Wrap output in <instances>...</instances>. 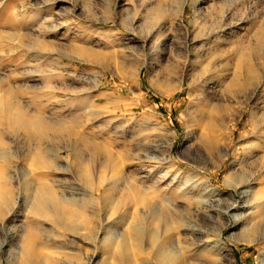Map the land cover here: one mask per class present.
Masks as SVG:
<instances>
[{"label": "rangeland", "instance_id": "rangeland-1", "mask_svg": "<svg viewBox=\"0 0 264 264\" xmlns=\"http://www.w3.org/2000/svg\"><path fill=\"white\" fill-rule=\"evenodd\" d=\"M46 1L0 0V74L10 79L11 94L30 113H42L64 123L67 121L66 125L87 137L88 144L81 142L78 136L79 141L77 134L70 136L72 139H48L42 156H46L44 160L51 164L40 165L35 162V141L29 140L26 132L3 129L5 140L4 145L0 143V193L3 194L7 189L5 187L10 185L15 193L27 198L44 184L50 192L48 214L53 219V216L58 217L56 206L60 198L66 196V190L71 187L79 190L81 195L71 204L78 211V225L83 226H79L78 230L82 241L73 244L71 236L74 233L66 215H62L61 224L54 225L40 218L28 205H25V211L22 208L20 211L13 203L14 212L22 213L20 218L9 211L11 206L9 209L0 207V244L8 237L6 231L15 229L11 248L0 250L2 264H90L92 256L97 257L95 264H140L142 259L145 264H171V261L174 263L187 253V249H180L181 252L173 255L172 246L187 239L190 245L197 244L188 246V250L194 253L193 264L264 263V150H260L258 157L248 161L245 167V163L240 162L244 160L242 147L246 142L254 141L253 138L264 140V130L256 134L255 129L264 122V100L258 102L263 88L248 96L246 102L243 101L233 80L236 66L225 73V83L222 84L219 79L221 84H216L218 76L202 71L201 56L204 53L199 48L202 37L217 28L223 29L226 37L223 46L227 51H230L227 43L250 39L248 43L253 44L250 33L252 30L259 32L258 27L264 25V0H186L183 25L192 33L195 23L198 38L194 40L193 35L185 37L178 27L179 19L168 16L167 11L164 21L170 23V30L154 38L153 42L158 40L160 45L156 54L151 53L149 46L142 49L143 37L135 22L142 16L141 31L147 34L155 26V14L168 10L170 0H148L146 8V0H68L56 3L55 14L71 11L77 4L82 11L59 21L70 28L52 35L56 30L54 27L59 25L55 23V16L51 17L42 10ZM222 9L231 14L230 18L222 21ZM35 10L39 11L37 16ZM20 11L27 22L23 26L24 33L20 28L22 19L16 17ZM37 24H41L43 30L51 35L47 44L52 46H40L39 50L36 44L22 41L23 34ZM182 43L187 47L188 54L183 53ZM24 44H31L32 47L22 46ZM57 60L64 64L59 66L60 70L54 69ZM51 69L56 72L52 78L48 74L53 71ZM204 99L209 100L212 108L217 110L204 108ZM200 110L211 116L228 118V123L216 130L219 132L216 135H220V145L219 154L214 156H210L200 141L210 136L213 130L210 124L197 123L192 128L189 122ZM253 111L256 112L254 117ZM191 129L199 140L193 149L184 143ZM91 147L99 150L96 152ZM164 156L171 162L166 163ZM234 166L241 168L238 170L237 167V171H251L255 183L254 193L247 200L252 207L249 213L244 214L247 219L244 227H236L233 214L228 218L219 210H211V213L210 209L215 208L205 209L212 201L201 189L196 192L185 189V184L197 186L202 178L217 192H222L224 204L241 205L244 200L237 190L224 184L225 175ZM195 175L199 179H195ZM10 176H16L13 184L8 181ZM192 177L200 180L198 184ZM257 180H261L259 185ZM156 207L162 208H159L163 212L161 215L154 212ZM174 210L179 212V216L175 212L173 222L172 219L168 221L167 212L173 213ZM88 219L90 224L86 223ZM187 226L197 230V233L203 232L201 235L187 234L183 231ZM139 228L144 229L149 238L140 241L137 238ZM221 230L222 237L219 238L216 234ZM38 232V239L31 240L30 235ZM163 248L168 249L163 257L170 258L169 261L158 260L155 254Z\"/></svg>", "mask_w": 264, "mask_h": 264}, {"label": "bare ground", "instance_id": "bare-ground-1", "mask_svg": "<svg viewBox=\"0 0 264 264\" xmlns=\"http://www.w3.org/2000/svg\"><path fill=\"white\" fill-rule=\"evenodd\" d=\"M68 0H56V1H50V0H47L44 4V6L42 7V10L44 9L47 14L51 17L55 16L56 18L54 19L55 20V23L57 25H59L58 27H54V29H56L55 31H53L51 33L54 34V33H57L59 32L60 30L64 29V28H70L69 25H66L64 23H58L59 21H63L64 19L66 20L67 18H70V17H74L78 12L82 11V9L79 8V6H75L71 11L70 10H64L65 12L64 13H59V14H55L54 12V6L56 3L60 4V3H65L67 2ZM74 1V0H73ZM71 1V2H73ZM188 1V0H187ZM77 1H75L76 3ZM149 1L146 0V4H145V8L148 6L147 3ZM203 2V1H202ZM48 3H50V5H47ZM69 3V2H68ZM67 3V4H68ZM226 3V2H225ZM70 5V4H69ZM186 5V0H170V3L168 5V10H160L159 12H157L155 14V17H154V20L153 21H156L155 26L154 28H151L150 31L146 33H143V25H141V21H142V16L141 18L139 19H136V25L137 28L139 30V33H140V36L143 37V43H142V49H144V47L146 46H149L150 47V50H151V53L152 54H156L158 48L160 47L159 45V42L157 41H154V38L158 35V34H161L162 32L163 33H166L168 32L170 29H168L170 23H166L164 20H165V16H166V12L168 11V16H171L172 17L174 16L175 18H178L177 21H178V27L185 33V37H188V36H192L193 35V38L194 40H196L198 38V36H196V31H198V29L196 28V24L194 23L193 24V32L191 33L189 28H185L184 25H183V19H182V14H183V11H184V7ZM201 5V4H200ZM225 5V4H223ZM228 5V4H227ZM217 6V4H216ZM81 7V6H80ZM194 7V6H193ZM212 7V6H211ZM83 8V7H82ZM217 9L219 7H216ZM71 9V8H70ZM90 9V8H89ZM216 9V11H217ZM221 9V7L219 8ZM228 9V8H227ZM84 10V9H83ZM148 10V9H147ZM146 10V11H147ZM150 10V9H149ZM153 10V9H152ZM224 9H222L221 11L223 12ZM41 11V10H40ZM145 11V12H146ZM219 10V14L221 12ZM38 10H35V16H37L38 14ZM90 12V11H89ZM148 12V11H147ZM217 13V12H215ZM32 14V13H31ZM55 14V15H54ZM218 14V13H217ZM226 14V15H225ZM87 15V14H86ZM146 15V14H145ZM224 15V16H223ZM223 18H222V21L224 19H228L230 18L231 14L230 13H227V12H223ZM237 16V14H235ZM147 16V15H146ZM16 17L18 18H21L22 22H21V30L23 32V26L26 25L27 22H25V16L23 15L22 11H20ZM140 17V16H139ZM217 17V16H216ZM219 18H220V15H219ZM246 18V17H245ZM248 18V17H247ZM169 19V18H168ZM221 19V18H220ZM219 19V21H220ZM232 19H233V16H232ZM175 20V19H174ZM217 20V19H216ZM231 20V19H230ZM245 20V19H244ZM73 21V20H72ZM171 22V24L173 23V20H169ZM218 21V20H217ZM241 21V20H240ZM248 21H251V20H248ZM247 21V22H248ZM253 21V20H252ZM67 22V21H66ZM197 22V21H196ZM228 22V20H227ZM193 23V22H192ZM225 23V22H224ZM223 23V24H224ZM217 24V23H216ZM222 24V25H223ZM192 25V24H191ZM241 25V24H240ZM172 26V25H171ZM199 27V26H198ZM234 27V26H233ZM242 27V26H241ZM244 28V27H243ZM25 29V28H24ZM215 29V28H214ZM218 30L214 31V32H211L210 34L208 35H205L202 37V39L200 40V43H201V52H203V57L202 60L203 62H201V66L203 68L202 71L206 70L205 72H208V75L209 73H211L212 75H214V77H217L218 76V82L216 84H221V80H222V84L225 83V80H226V74L229 70H231L232 66L234 68V66H236V69L234 71L233 74V80L235 82V85L237 86L238 88V93L239 94H242V100L245 101L248 96L250 95H254L255 92H257V90L260 88H263L262 90V93L258 100V102L260 100H264V25L262 26V28L259 26L257 30H259V32L255 31V30H252V32L250 33L251 34V37L254 39L253 41V44H249L250 43V39L246 41H235L233 43H227L228 45H230V51L226 49V46H223V39L225 40V34L222 30H220L221 28H217ZM27 32H28V29L26 28ZM25 30V32H26ZM142 30V31H141ZM130 31V30H129ZM21 32V33H22ZM24 33V32H23ZM22 33V34H23ZM137 33V31H136ZM27 40H25V37L24 39L22 40L24 43H32V44H36L37 46H39V50L41 49V47H47V46H52L47 44V41H48V38H50L51 35L48 34V32L44 31L41 24H37L35 25L34 27H32L31 29H29V32L26 33V34H23ZM250 36V35H249ZM248 36V37H249ZM23 38V37H22ZM65 38V37H64ZM33 41V42H32ZM252 41V40H251ZM249 42V43H248ZM167 42H164L163 44H165ZM27 45L29 48L32 47L31 44H24L22 46H25ZM35 46V45H34ZM33 46V47H34ZM36 46V47H37ZM48 47V48H49ZM229 47V46H228ZM47 49V48H46ZM141 49V50H142ZM181 49L183 51L184 54H188V49L187 47L184 45V43L181 44ZM190 50V49H189ZM144 51V50H143ZM198 51V50H196ZM13 52V51H12ZM200 53V52H199ZM13 54V53H12ZM177 54V53H176ZM87 55V54H86ZM81 56V55H80ZM83 56V55H82ZM85 56V55H84ZM93 56V55H92ZM184 56V55H183ZM91 57V56H90ZM190 57V56H189ZM198 57V56H197ZM84 58V57H83ZM181 58V56H180ZM183 58V57H182ZM185 58H187V56H185ZM189 60V59H188ZM199 60V59H198ZM201 60V59H200ZM201 60V61H202ZM30 61V60H29ZM104 61V60H103ZM57 63V66L54 68L56 70H60L59 69V66L61 67L62 65V62L61 61H56ZM179 62V61H178ZM181 62V61H180ZM44 64V63H43ZM183 64V63H182ZM38 65V64H37ZM46 65V64H45ZM121 65V64H120ZM186 65V64H185ZM184 67V66H183ZM41 69V68H40ZM54 69H51L53 71H50L48 74L49 76L52 78V76H54V74L56 75V72ZM116 69V68H115ZM173 69V68H172ZM180 70V69H179ZM139 72V71H138ZM203 74V73H202ZM183 76V75H182ZM209 77V76H208ZM212 77V76H211ZM226 77V78H225ZM207 79V78H206ZM220 79V81H219ZM137 80L139 81V78H137ZM136 80V81H137ZM201 83V82H200ZM214 84V85H216ZM11 81L10 79H8L7 77L3 76L2 74H0V127H5V128H0V143H3L5 138H3V132L2 130L5 129V131L11 129V130H14L15 133L19 132V131H23V132H26V136L29 138V140L31 141H35V146L33 148V150H35L36 152V160L35 162H37L38 164L40 165H47L49 164L48 160V164L47 162L44 160V159H47L46 156H42V152H43V146H44V143L45 141H47L48 139H50L49 141H53L54 139L56 138H67V137H70L72 135H75L77 134V139H78V136L81 140V142L83 143H87L88 144V139L87 137H84V135H80L78 134V131H75L73 129V127H71L70 125H66V123H64V121H58V120H52L51 118L47 117V115L45 114H42V113H30V111H28L26 109V107H24L19 101L16 100V98H14V96L11 94ZM204 85V84H203ZM166 86V85H165ZM232 86V85H231ZM229 87H230V84H229ZM21 88V87H20ZM171 88V87H170ZM166 89V88H165ZM195 90V87L192 88V91ZM236 94V93H235ZM237 95V94H236ZM237 98H238V95H237ZM239 99V98H238ZM250 99V98H249ZM251 100V99H250ZM239 101V100H238ZM241 101V100H240ZM85 102V101H84ZM246 102V101H245ZM203 105L205 106L204 108H208V109H213V110H217L216 108H212V104L209 100H206L204 99V101H202ZM262 104V103H261ZM240 105V104H239ZM242 105V104H241ZM216 106V105H214ZM218 106V105H217ZM220 106V105H219ZM223 106V105H222ZM221 109V107H220ZM219 109V110H220ZM224 110V108H222ZM221 109V110H222ZM226 111V110H225ZM208 113V112H207ZM206 112L204 111H199L197 114H195V116L189 120L192 128L194 126V124H197L199 123L200 125L203 124V123H207L210 124V126L212 127V131L210 132V136L206 139L204 138L203 139H200V141L202 142V144L206 147L207 151L209 152L210 156H214L216 154H219V145H220V135H216V133H219L217 132L216 130L219 129L220 127L223 128V126L228 123V118H224L220 115L219 116H211V114H207ZM218 113V112H217ZM223 114V113H222ZM236 115V113H234ZM264 114V113H263ZM218 115V114H217ZM224 115V114H223ZM234 115V116H235ZM256 115V112L253 111L252 113V116L254 117ZM224 116H227L224 115ZM231 116V115H230ZM229 116V117H230ZM228 117V116H227ZM236 117V116H235ZM230 120V119H229ZM231 121V120H230ZM231 124V123H230ZM205 125V124H204ZM261 125V124H260ZM231 126V125H230ZM227 127V126H226ZM76 128V127H75ZM209 128V126H208ZM229 129V128H228ZM257 133L258 132H261L262 130H264V122H263V125L259 126L258 125L255 127ZM209 130V129H208ZM13 133V132H12ZM255 134V135H256ZM175 135V134H174ZM208 135V134H207ZM264 135V134H263ZM76 136V135H75ZM219 136V137H218ZM5 137V136H4ZM203 136H201L200 138H202ZM206 137V136H205ZM223 137V136H222ZM70 139H72L70 137ZM74 139V138H73ZM76 139V140H77ZM255 139L254 141H249V142H246L245 145H243V151H244V160L246 159V161L244 160H241L240 162L243 161V163H245V165H243L244 167L246 166V163L248 161H250L251 159L255 158L258 154V152L260 150H264V140L263 138H253ZM75 140V141H76ZM79 140V139H78ZM79 140V141H80ZM198 140V137L196 136L195 138V132L193 131V129H191V133L189 135H186L185 138H184V143H186L187 145H189L192 149L194 146H196V141ZM240 140V139H239ZM92 141V140H91ZM199 141V140H198ZM242 141V140H241ZM60 142V141H58ZM78 142V141H77ZM56 143V142H55ZM63 143V142H62ZM71 143V142H70ZM91 143V142H90ZM93 143V142H92ZM198 144V143H197ZM201 144V143H200ZM4 145V143L2 144ZM80 145V144H79ZM85 145V144H84ZM93 145V144H92ZM97 145V144H96ZM171 145V144H170ZM6 146V145H5ZM58 146V145H57ZM56 146V147H57ZM77 146V145H76ZM81 146V145H80ZM99 147H101L100 145H98ZM198 146V145H197ZM70 147V146H69ZM79 147V146H78ZM90 147V146H88ZM6 148V147H5ZM4 148V149H5ZM71 148V147H70ZM87 148V147H86ZM86 148L84 150H86ZM91 148H95L94 150L96 151L97 150V147H91ZM241 148V147H240ZM241 148V149H242ZM72 149V148H71ZM88 149V148H87ZM103 148H101L102 150ZM99 150V148H98ZM97 150V151H98ZM101 150H100V154H101ZM227 150V149H226ZM77 151H79L77 149ZM76 151V152H77ZM92 151V150H91ZM96 151V152H97ZM229 151V149L227 150ZM226 151V152H227ZM84 152V151H83ZM30 153V152H29ZM87 154H89L88 152H86ZM91 153V152H90ZM98 153V154H99ZM107 153V152H106ZM105 153V154H106ZM222 153V152H221ZM18 154V153H16ZM31 154V153H30ZM78 154V153H77ZM84 153V155H87ZM93 154V153H92ZM95 154V153H94ZM97 154V153H96ZM102 154H103V151H102ZM2 155V154H1ZM0 155V156H1ZM15 155V154H14ZM21 155V154H20ZM33 155V153H32ZM75 155V154H74ZM80 155V153H79ZM167 154H165L166 156ZM224 155V154H223ZM227 155V154H225ZM6 157V155H4ZM9 156V155H8ZM34 156V155H33ZM71 156V155H70ZM77 156V155H76ZM106 156L110 157L109 155L106 154ZM164 156L163 160L166 161V163H170L171 160L170 159H166ZM219 156V155H218ZM14 157V156H13ZM93 157V156H92ZM101 157V156H100ZM258 157V156H257ZM7 158V157H6ZM32 158V156H31ZM91 158V157H90ZM94 158V157H93ZM98 158V157H97ZM28 159V158H27ZM34 159V158H33ZM113 159V158H112ZM242 159V158H241ZM9 160V159H8ZM23 160V158H22ZM98 160V159H97ZM258 160V159H257ZM256 160V161H257ZM79 161V160H77ZM89 161V160H87ZM92 161V160H91ZM94 161V160H93ZM25 162V161H24ZM29 162V160H28ZM31 162V161H30ZM82 162V161H81ZM84 162V161H83ZM113 162V161H112ZM80 163V161L78 162ZM86 163V162H85ZM101 163V161H100ZM104 163V162H103ZM257 163V162H256ZM259 163V162H258ZM7 164V163H6ZM33 164V163H32ZM51 164V163H50ZM49 164V166H50ZM72 164V163H71ZM92 164V162H91ZM164 164V163H163ZM255 164V163H254ZM83 165V163L81 164ZM103 165V164H102ZM109 164H107L108 166ZM166 165V164H165ZM168 165V164H167ZM249 166H251L250 164H248ZM30 166V165H29ZM53 166V165H52ZM79 166V165H78ZM255 166V165H254ZM3 167V166H2ZM82 167V166H81ZM86 166H84L85 168ZM101 167V166H100ZM237 167L238 166H234V169L230 170V172H228L227 175H225V179H224V184L226 186H232L235 190H237L238 192V195L242 198L243 203L241 205H237V204H234V203H228V204H224L222 202L223 200V196L221 195L220 192H217L218 190L216 188H212L211 186L208 185L207 182H203L202 178L201 179V182L200 184L197 183V181L195 180L196 178L199 179V176L195 175V179L194 177L193 180L195 183H197L198 185L197 186H194V185H187L185 184V189H187V191L189 190L190 192H194L195 190H202L201 192H203V194H206L208 195L210 198H211V203L209 205V207H205L206 208H215V209H210V211H221V213L228 217L229 218V215L233 214V220L236 224V227H244L245 225H247V219L245 220V216L244 214H246V212L249 210L250 207H252L251 205L249 206V203H247V200H249V197H251L252 195V190L253 189V186H255V183L254 181L252 180L251 178V171H248L246 169H242L241 171H237ZM241 167V166H240ZM243 167V168H244ZM45 168V166H44ZM51 168V167H50ZM49 168V169H50ZM112 168V167H111ZM247 168H249L247 166ZM253 168V167H252ZM21 169V168H20ZM52 169V168H51ZM57 169V168H56ZM101 169H103L101 167ZM109 169V168H107ZM241 169L238 167V170ZM90 170V168H89ZM207 170V169H206ZM256 170V169H255ZM85 171V170H84ZM87 171V170H86ZM237 171V172H235ZM63 172V171H62ZM77 172H78V169H77ZM80 172H81V169H80ZM89 172V171H88ZM94 172V171H91V173ZM251 172V173H250ZM258 172V171H257ZM66 173V172H65ZM83 173V171H82ZM213 173V172H212ZM85 174V172H84ZM256 174V173H255ZM259 174V173H258ZM263 174V173H262ZM261 174V175H262ZM26 175V174H25ZM65 175V174H63ZM183 175V174H182ZM194 175V174H193ZM192 175V176H193ZM257 175V174H256ZM260 175V176H261ZM166 176V175H165ZM168 176V175H167ZM253 176V175H252ZM16 177V176H15ZM13 177V176H10L8 180L10 183H12L13 180H15L16 178ZM86 178V176H85ZM88 178V176H87ZM86 178V179H87ZM104 178V177H103ZM191 178V179H192ZM257 178V177H256ZM255 178V179H256ZM254 179V180H255ZM258 179V178H257ZM67 180V179H66ZM89 180V178H88ZM91 180V179H90ZM56 182L58 180H55ZM60 181V180H59ZM58 181V182H59ZM87 181V180H86ZM200 181V180H199ZM198 181V182H199ZM258 181V180H257ZM261 181V180H260ZM258 181V185H259V182ZM20 182V181H19ZM175 182V181H174ZM264 182V181H262ZM8 182H5V184H7ZM9 183V184H10ZM55 183V182H54ZM257 183H256V186H257ZM4 184V183H3ZM4 184V185H5ZM13 184V183H12ZM91 184V183H90ZM93 184V183H92ZM131 184V183H130ZM3 185V187H4ZM19 185V184H18ZM132 185V184H131ZM208 185V186H207ZM13 186V185H12ZM17 186V184H16ZM130 186V185H129ZM71 187V185H70ZM210 187V188H209ZM5 188L6 191L4 190ZM3 190L5 191L3 194L0 193V207L2 208H8L9 206L13 205V203H15L16 206H18L17 208L20 209L21 211V208L22 210H24L25 208V205H28L30 208L34 209L36 211V214L40 217V218H43L44 220H47L49 222H52L55 224H58L59 221H61V217H63L62 215H66V217L68 218H64L65 220H69L70 221V225L72 226V232L74 233L72 237L73 239V244L77 241H82L81 238H80V232H78L79 230V226L81 225H78V222H77V217H78V211L74 208V205L71 204V202H75L76 199H78L81 194L72 189L69 188V189H65L66 190V196L64 197H61L60 200H59V204L56 206V214L58 217H55L53 216V219L49 216L48 212H49V208H50V197H49V194L50 192L48 193L47 192V187L43 184L40 188H38V190H34L36 191L34 194H32L30 197H27L25 198V196H22L15 193L14 189H11L13 187L10 188V185L8 187V185L5 187ZM27 188V187H26ZM15 190H17L15 188ZM65 192V191H64ZM196 192V191H195ZM254 193V192H253ZM27 195V194H26ZM53 195V194H51ZM54 197V196H53ZM52 197V198H53ZM78 197V198H76ZM15 198V199H14ZM240 198V199H241ZM14 199V200H13ZM54 199V198H53ZM246 200V201H245ZM52 201V200H51ZM87 202V200H86ZM209 202V201H208ZM53 203V202H52ZM88 204V203H87ZM197 204V203H196ZM209 204V203H208ZM66 206H69L68 207H65ZM173 205V204H172ZM200 205V203H199ZM207 205V204H205ZM174 206L176 207L177 205H175L174 203ZM14 207V206H13ZM10 208V209H9ZM9 211L10 212H14L12 206L9 207ZM55 208V207H53ZM160 208V207H159ZM157 208L154 210V212L156 213V215H161V210L162 208ZM1 209V208H0ZM52 209V207H51ZM4 210V209H3ZM55 210V209H54ZM173 210V208H172ZM178 210V209H177ZM14 212L15 213V216L16 217H21V212ZM25 211V210H24ZM53 211V210H52ZM196 211V210H195ZM209 211V210H208ZM209 211V212H210ZM211 211V213H212ZM166 212V211H164ZM172 212V211H171ZM176 212V210L173 211V213H170L169 211L167 212V217H168V221H170V219H172L171 221L173 222L174 220V213ZM181 212V211H180ZM186 212V211H185ZM203 212H207V211H203ZM202 212V213H203ZM8 213V212H7ZM21 213V214H20ZM54 213V215H55ZM249 213V211H248ZM9 214V213H8ZM153 214V213H152ZM175 214H178L179 216V212L175 213ZM217 214V213H216ZM219 214V213H218ZM51 215V214H50ZM164 215V214H163ZM162 215V216H163ZM192 215V214H191ZM204 215V214H203ZM221 215V214H220ZM24 215H22L23 217ZM165 216V215H164ZM200 216V215H198ZM196 217V216H195ZM220 217V216H219ZM218 217V218H219ZM18 218V220H19ZM81 217H79L80 219ZM175 218H180V217H175ZM83 219V217H82ZM86 219V218H85ZM164 219V217H163ZM192 219V218H191ZM16 220V218H15ZM81 220V219H80ZM80 220H79V224L80 223ZM211 219H209L210 221ZM63 221V220H62ZM86 221V220H85ZM166 219L164 220V223H165ZM178 221V220H176ZM199 221V220H198ZM21 222V221H20ZM83 222V221H82ZM89 219L87 220V224L89 223ZM163 222V221H162ZM201 222V221H200ZM13 223V222H12ZM17 223V222H16ZM22 223V222H21ZM163 223V224H164ZM199 223V222H198ZM212 223V221H211ZM61 224V223H59ZM85 224V223H83ZM90 224V223H89ZM201 224V223H200ZM15 225V224H14ZM69 225V226H70ZM190 225V224H189ZM204 225V223H203ZM145 226V225H144ZM16 227V226H15ZM18 227V226H17ZM83 227V226H81ZM88 227V226H87ZM201 227V226H200ZM23 228V227H22ZM86 228V227H85ZM204 228V227H203ZM4 229V228H3ZM13 228H9L7 232V235L8 237L4 240L3 243L0 244V250H4V249H10L11 246H12V242H13V237L15 235V229ZM38 231H40L41 233V230L37 229ZM69 230V232H70ZM81 230V229H80ZM145 230H146V227H145ZM144 229L142 228H139L137 230V238L140 240V241H144L146 237L149 238V236L146 235V232H145ZM22 231V230H21ZM183 231H186V233L188 234H198V235H201L202 232H199L197 233L198 231L195 230V229H192V227H184V230ZM34 232V230H33ZM44 232V231H43ZM37 233V232H36ZM31 234L30 235V239L33 240V239H36L38 235L39 236V232L38 234ZM264 233V232H263ZM204 234V233H203ZM219 236V238L222 237V230L218 232V234H216ZM17 236V235H16ZM190 236H193V235H190ZM264 236V235H263ZM127 237V236H126ZM130 237V236H128ZM19 238V237H18ZM151 238V237H150ZM262 238V237H261ZM38 239V238H37ZM51 239V238H50ZM125 239V238H124ZM187 239V238H186ZM231 239V238H230ZM52 240V239H51ZM149 240V239H148ZM151 240V239H150ZM157 242H158V238L156 239ZM188 240V239H187ZM184 241L181 242L183 244H181L179 242V244H177L176 246H172L173 248V255H175L176 253L178 252H181L180 249H187V253L182 255L181 253V257L179 258L178 261L172 263L171 261V264H193V261H194V253L193 251H189L188 250V246H193V245H196L197 244H192L193 245H190V243H188V241ZM125 241V240H124ZM123 241V243H124ZM192 241V239H191ZM126 242V241H125ZM156 242V241H154ZM153 242V243H154ZM195 242V241H194ZM79 243V242H78ZM128 243V241H127ZM150 243V242H149ZM178 243V242H177ZM220 243L222 244L223 242L220 241ZM18 244V243H16ZM76 244V243H75ZM144 244V243H143ZM175 244V243H174ZM35 245V244H34ZM142 245V244H141ZM152 245V244H151ZM161 246V244H160ZM159 246V247H160ZM187 246V247H186ZM195 246V247H196ZM157 247V246H156ZM169 247V246H168ZM191 248V247H190ZM193 248V247H192ZM191 248V249H192ZM32 249V248H31ZM159 249V248H157ZM156 249V250H157ZM161 249V248H160ZM171 249V248H170ZM169 249V250H170ZM37 250V249H36ZM143 250V249H142ZM168 249L167 248H163V250L161 252H159L158 254L155 253L157 255V258L159 260H167L165 257H163V254L167 253ZM186 251V250H185ZM196 251V250H195ZM29 252V251H28ZM157 252V251H156ZM197 252V251H196ZM171 253V252H170ZM154 254V255H155ZM12 255V254H10ZM9 255V256H10ZM172 255V257H173ZM145 256V255H144ZM11 257V256H10ZM9 257V258H10ZM29 258V257H28ZM97 257H94L92 256L89 263L90 264H95V260H96ZM147 258V255L146 257ZM128 259V258H127ZM148 259V258H147ZM145 259V260H147ZM156 259V258H155ZM9 260V259H7ZM29 260V259H28ZM32 260V259H31ZM143 261L140 263V264H145L144 262V259H142ZM170 260V258H169ZM167 260V261H169ZM129 261V260H128ZM163 261V262H165ZM196 261V260H195ZM8 262V261H7ZM28 262V261H27ZM131 262V261H130ZM148 262V261H147ZM261 262V261H260ZM35 263V262H34ZM128 263V262H126ZM0 264H2L1 260H0ZM28 264V263H27ZM37 264V262H36ZM129 264V263H128ZM131 264V263H130ZM134 264V263H133ZM147 264V263H146ZM157 264V263H156ZM210 264V263H209ZM261 264H264L263 262H261Z\"/></svg>", "mask_w": 264, "mask_h": 264}]
</instances>
